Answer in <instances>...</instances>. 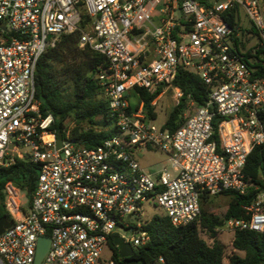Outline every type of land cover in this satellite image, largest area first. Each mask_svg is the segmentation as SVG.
Masks as SVG:
<instances>
[{"label":"built area","instance_id":"2783aa9c","mask_svg":"<svg viewBox=\"0 0 264 264\" xmlns=\"http://www.w3.org/2000/svg\"><path fill=\"white\" fill-rule=\"evenodd\" d=\"M241 14L260 43L245 45ZM73 33L80 48L105 57L94 78L115 134L93 148L69 132L58 138L36 93L39 59ZM179 67L209 89L205 105L175 87ZM260 68L263 0H0V167L26 159L39 168L31 202L12 182L2 190L10 225L0 235V264H34L40 237L50 239L40 264H118L112 251L103 256L110 237L134 250L150 241L139 220L144 204L185 227L200 223L204 197L244 195L249 155L264 143ZM143 94L153 97L150 112ZM164 97L181 107L177 127L168 126L170 114L153 123ZM145 151L163 154L169 168L147 171L138 161ZM243 210L246 218L227 228L264 233V192Z\"/></svg>","mask_w":264,"mask_h":264},{"label":"trees","instance_id":"16d2710c","mask_svg":"<svg viewBox=\"0 0 264 264\" xmlns=\"http://www.w3.org/2000/svg\"><path fill=\"white\" fill-rule=\"evenodd\" d=\"M230 25H237L231 14ZM238 30L235 29V33ZM105 63V57L91 50L88 46L79 47L77 33L61 35L53 48H48L41 56L35 73L36 93L40 102V111L44 116L51 114L54 119L53 129H57L58 138L68 132V123L75 122L76 127L70 136L86 148H93L115 134L114 119L110 115L103 89L94 78L97 68ZM259 68L258 63H255ZM264 72V69H261ZM70 85L71 97L65 95V87ZM175 87L185 95H190L197 105H205L209 89L200 78L188 70L179 67ZM146 109L150 112L153 97L143 94ZM180 108L170 113L168 126L177 127L175 120ZM152 114V112H151ZM156 117V114H152ZM38 165L29 160L16 159L14 164L0 167V218H7L4 210L2 190L7 182H12L26 193L31 202L36 188ZM245 179L249 185L244 195L234 192L222 194L231 198L223 219L207 217L204 204L213 197H204L201 202L200 223L185 227H175L163 213L153 216L150 222L142 226L149 234V243L134 250L132 257L122 259L114 245V238H109L108 247L112 250V260L118 264H264V233L250 230L233 233L234 252L225 255V246L218 239L216 228L222 227L232 218H246L244 206L252 204L258 193L264 192V143L255 147L249 155L245 170ZM200 226L207 228L213 244L208 245L200 237ZM243 253L241 256L239 253Z\"/></svg>","mask_w":264,"mask_h":264},{"label":"rangeland","instance_id":"374dc122","mask_svg":"<svg viewBox=\"0 0 264 264\" xmlns=\"http://www.w3.org/2000/svg\"><path fill=\"white\" fill-rule=\"evenodd\" d=\"M241 17H242V25L244 28H246V32L244 33L245 34L244 37H246L245 45L260 43L262 41L261 37L258 34V32L254 29V27H252V24L249 21V19L243 14H241ZM250 33L253 34V37L249 35ZM65 89H66L65 91L66 97L70 98L71 97L70 85H67ZM169 101L170 100L168 97H164L157 104V117L153 122L155 125L161 126L166 122L167 114H170L171 111L173 110L170 107ZM75 127H76L75 122H69L67 131L70 133V131ZM138 161L140 162L142 167H144L147 171H151V172L159 171L164 166H167V168H169L170 166L167 161V158L163 154L153 151H145L143 155L138 158ZM230 202H231V198L227 196L219 195L213 197L212 201L204 204V211L206 212L207 217L223 219L229 207ZM161 213L162 210L160 208H157L150 204H144V215L141 218H139V220L148 223L153 218V216L159 215ZM199 231H200L199 234L201 239H203L208 245L211 246L213 244V240L210 237V232L208 231V229L200 226ZM216 231L218 233V239L220 240V242H222V244L226 248L225 255L229 256L234 252L232 247L233 232L227 228L226 223L222 227L216 228ZM131 235L132 233H129L127 236L129 237ZM111 251L112 250L109 247H106L103 252L104 258L108 259L110 257ZM224 264H228L227 259L224 260Z\"/></svg>","mask_w":264,"mask_h":264},{"label":"water","instance_id":"95a60500","mask_svg":"<svg viewBox=\"0 0 264 264\" xmlns=\"http://www.w3.org/2000/svg\"><path fill=\"white\" fill-rule=\"evenodd\" d=\"M264 1V0H263ZM211 108H214V105H211ZM219 119H216V122H218ZM61 146V141L57 142V147ZM10 223L7 220V218L3 217L0 218V235L9 227ZM50 245V239L48 237H40L38 241V249H37V255L36 260L34 264H40L43 257L47 253ZM114 245L119 250V256L122 259H127L133 256L134 249L129 243H126L122 238L115 237L114 238Z\"/></svg>","mask_w":264,"mask_h":264},{"label":"bare ground","instance_id":"6f19581e","mask_svg":"<svg viewBox=\"0 0 264 264\" xmlns=\"http://www.w3.org/2000/svg\"><path fill=\"white\" fill-rule=\"evenodd\" d=\"M45 139H46L48 142H51V141H52V137H50V136H46Z\"/></svg>","mask_w":264,"mask_h":264},{"label":"crops","instance_id":"0c3cea01","mask_svg":"<svg viewBox=\"0 0 264 264\" xmlns=\"http://www.w3.org/2000/svg\"><path fill=\"white\" fill-rule=\"evenodd\" d=\"M241 256H243V253H241V252H238Z\"/></svg>","mask_w":264,"mask_h":264}]
</instances>
